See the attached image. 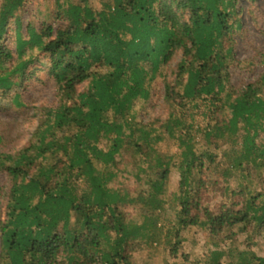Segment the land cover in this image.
I'll return each instance as SVG.
<instances>
[{"label": "trees", "instance_id": "obj_1", "mask_svg": "<svg viewBox=\"0 0 264 264\" xmlns=\"http://www.w3.org/2000/svg\"><path fill=\"white\" fill-rule=\"evenodd\" d=\"M100 3L58 2L52 21L22 25L25 0H0V89L19 83L38 61L58 98L27 145L0 152L8 181L0 264H134L132 252L156 241L176 259L187 226L205 231L208 246L189 264H264L252 250L264 231V71L241 90L230 84L237 0ZM11 20L14 51L5 42ZM177 52L174 76L163 82L166 118L158 125L137 120L135 102L150 97ZM163 140L176 150L160 149ZM120 165H131L133 194L111 185ZM173 169L178 184L168 193ZM206 171L224 183L226 201L216 210L201 203ZM129 205L140 221L128 219ZM235 227L247 245L233 253L225 243Z\"/></svg>", "mask_w": 264, "mask_h": 264}, {"label": "rangeland", "instance_id": "obj_2", "mask_svg": "<svg viewBox=\"0 0 264 264\" xmlns=\"http://www.w3.org/2000/svg\"><path fill=\"white\" fill-rule=\"evenodd\" d=\"M65 1L70 0H25L23 9L18 12L22 25L29 21L36 24L42 21H52L56 16L57 3ZM90 1L94 7L99 8L101 6V0ZM236 6L241 27L233 31L231 35L233 54L229 70L230 84L234 90H241L248 83L257 80L264 71V0H237ZM15 28L16 25L11 20L5 42L12 51H14ZM179 57V52L175 53L169 62L163 66L162 74L157 76L151 84L150 97L147 100L135 102L133 114L137 120L154 121L158 125L166 118L168 108L163 100V82L173 78L175 65ZM34 63L35 68L20 79L19 83L13 85L9 90L0 89V152L13 153L27 145L31 133L44 116V110L57 104L55 82L48 74L46 64L38 61ZM86 84L87 82H83L78 86V89H82ZM15 94H18L17 99L20 104L15 101ZM158 146L162 150H176L171 140H163L158 143ZM220 151L221 148L217 150L218 153ZM120 166L121 169L117 171L111 185H122L131 194L135 193L137 180L133 175L131 165L127 167ZM261 173L264 174V170H261ZM209 174V171L205 172L208 181L206 189L200 194L201 203L216 210L221 203L226 201L223 192L224 183L219 175L212 176ZM178 179V171L173 169L169 175L168 193L176 188ZM7 187L8 181L4 175L0 174V218L3 217L4 193ZM126 211L128 219L141 220L136 206L129 205L126 207ZM164 218V223L166 222L170 226V219L174 220L173 212L166 211ZM159 224H161V221ZM163 226L160 225L159 234L157 235L160 241L164 238L166 230L165 226L162 228ZM171 227L170 231H172ZM234 230L237 232L235 237L225 243L227 250L230 248L233 253L247 245L245 240L247 235L239 232L236 227ZM180 235L182 240L176 259L171 257L168 250L162 246V243L156 241L151 246H145L144 244L142 249L132 252L133 263L141 264L143 261L148 260L151 264L174 262L175 264H187V262L189 264L194 260L201 259L206 252V247H208L206 245L207 233L195 226H187L180 231ZM252 250L258 256H264V231L258 236L255 235ZM180 253H182V256H187V262L182 261L184 257H180ZM226 260L229 259L223 258L222 264H227Z\"/></svg>", "mask_w": 264, "mask_h": 264}]
</instances>
